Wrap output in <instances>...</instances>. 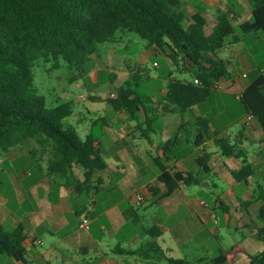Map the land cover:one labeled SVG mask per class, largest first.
I'll return each mask as SVG.
<instances>
[{
    "label": "crops",
    "instance_id": "1",
    "mask_svg": "<svg viewBox=\"0 0 264 264\" xmlns=\"http://www.w3.org/2000/svg\"><path fill=\"white\" fill-rule=\"evenodd\" d=\"M199 1H196L197 6ZM201 1L207 14L212 12L211 7L216 8L215 17L211 19L208 14L207 18L206 33L210 34L217 23V11L223 9L220 6L226 4V1ZM247 11L252 13L251 5H247ZM234 14L236 17L233 19L236 20L243 13L233 12L232 17ZM245 36L244 39H264V33L259 31L246 33ZM244 39L240 37L235 44L227 43L218 52V57L227 61L230 72L229 78L221 79L218 84L223 85L226 90L236 88L240 94L249 85H244L242 78L249 77L256 70L248 57L242 55L240 47L244 44ZM147 50L149 51L138 63L142 64L141 68L136 69L138 72L135 69L123 70L120 78L115 79L119 83L111 78L110 84L115 92L119 86L132 81L136 72L138 79L142 76L148 77L145 66L148 63V54L164 53L168 57L165 51L154 46H148ZM232 54L248 64V70L238 73L237 77L233 76L231 69L232 60L229 57ZM96 55L91 56V60L99 57ZM195 68L189 62V67L184 72L194 71ZM263 68L264 64L258 63L259 73L252 81L262 74ZM89 72L93 73L96 81L99 71L92 69ZM86 75L82 78L85 79ZM170 80L173 79H168L166 87ZM166 87L159 97L142 93L146 103L134 113L112 110L109 103V98L115 94L112 90L103 112L93 108L91 111L87 109V114L91 117L85 116L83 112L77 114L81 125L87 131L85 137L93 132L102 143L105 168L95 170L89 185L83 184L84 171L77 164L65 175L49 173V157L40 153L36 144L17 146L0 153V222L5 229V224L11 226L8 231L20 224L24 226V246L27 250L24 260L19 261L0 255V264H154L152 259L124 253L125 249L136 250L151 240V237H147L143 242L138 234L142 229L148 235V227H139L132 223V220L139 221L143 217V214L133 210V206L137 204L134 197L138 192H142L146 199H152L158 209H164L169 224H163L161 218L155 214V225L159 226L162 233L171 232L175 248L171 244L160 245L158 238L154 240L168 256L185 259V264L199 261L213 264V259L220 252L240 245L246 252L239 253L233 260H227L223 264H251L250 256L260 253L263 247L256 238V231L264 226V220L260 219L261 223H257L253 218H259L264 187L258 188L260 197L253 200L257 192L253 185L255 181L260 185V174H264V131L255 118L249 119L246 116L241 119L242 126L234 140L235 153L231 155V158L236 159L235 163L232 160L235 165L231 173L233 176L235 170L238 171L247 164L250 165L247 171L250 175L242 181L233 176L235 181L245 185L240 197L230 190L219 192L216 179H226L225 173L229 168L226 155L221 152L216 141L226 139L223 136L226 128L215 126L209 113L201 111L197 105L184 113L166 110L167 106L161 100L166 93ZM90 101L96 104L100 98L94 96ZM169 107L173 109V105ZM197 117L209 121V138L200 146L194 145L199 134ZM187 125L191 130L189 135ZM210 133L214 136H210ZM177 134V140L169 145L170 148L164 154L165 143ZM255 143H260V150L255 148ZM195 150L199 154L194 160L187 162V156ZM201 155L208 159L210 171L206 173L213 174L216 178L211 181L212 185L205 183L202 167L196 162ZM159 163L166 165L170 172L192 173L199 182L190 185L182 183L170 196H165L166 187L159 181ZM210 191L214 195L213 205L205 199ZM203 200L207 205L201 204ZM218 210L223 211L221 218L218 217ZM83 213L90 216L89 230L79 227ZM229 232L235 236L233 241L226 244L225 235ZM35 240H41L42 244H35ZM213 240L218 242V248L208 250V243ZM202 250L205 252L200 254ZM123 255L129 256V259ZM158 264H165V261Z\"/></svg>",
    "mask_w": 264,
    "mask_h": 264
},
{
    "label": "trees",
    "instance_id": "2",
    "mask_svg": "<svg viewBox=\"0 0 264 264\" xmlns=\"http://www.w3.org/2000/svg\"><path fill=\"white\" fill-rule=\"evenodd\" d=\"M188 0H0V151L36 144L42 154H47L48 172L65 175L77 164L84 171V185L91 183L95 170L105 168L102 143L90 132L81 138L76 127L65 120L72 115L73 101L49 104L46 96L35 86L34 67L37 62L63 59L70 69L82 77L88 73L91 56L100 52L101 46L117 41V33L131 32L145 40L148 46L165 51L177 66L183 60L196 68L193 78L170 80L161 99L166 110L184 113L199 105L218 87L221 79L229 78L227 61L218 52L227 43L240 40L233 24L232 9H218L217 23L210 34L206 33L208 14L200 0L198 10L187 14ZM194 1V0H193ZM197 1V0H195ZM252 7V20L239 24L242 33L264 31V0H248ZM138 73L116 89L109 98L112 110L137 112L145 105L143 94L138 92ZM74 75L72 80H74ZM172 76V72L169 75ZM195 78L201 84L194 82ZM143 98V99H142ZM239 100L251 118H255L264 131V78L256 77L241 93ZM173 105V109L169 106ZM198 135L194 145L200 146L209 138V121L197 117ZM186 124V123H185ZM183 125V127L185 126ZM178 134L168 140L163 152L170 148ZM216 144L224 154L233 155L235 146L229 139H219ZM207 157L196 160L204 172H209ZM159 181L166 187L165 196L175 192L180 184L199 182L189 172L167 170L158 164ZM250 165L233 172L235 179L246 180ZM259 208V218L264 220V197ZM151 237L136 250L125 249V254H137L152 259L154 264H185V259H175L163 251L156 240L163 233L158 225L148 227ZM256 238L264 242V226L256 231ZM24 226L12 231L0 222V255L24 260L27 252ZM246 252L240 245L222 251L213 264L233 260ZM251 264H264V251L250 256Z\"/></svg>",
    "mask_w": 264,
    "mask_h": 264
},
{
    "label": "rangeland",
    "instance_id": "3",
    "mask_svg": "<svg viewBox=\"0 0 264 264\" xmlns=\"http://www.w3.org/2000/svg\"><path fill=\"white\" fill-rule=\"evenodd\" d=\"M225 1L226 4H222L220 7H223V9H232L233 12H240L241 14L243 13L241 17L236 20H234L236 17V14H234L233 24L236 27V34L244 39V37H246V34L240 31L239 23H241L243 20L252 19V13L247 11V5L249 6L250 3L248 0ZM187 2L188 3L186 9L188 12V16L190 17L191 15H193L194 11L197 10V2L195 0H188ZM232 4H234L233 7L231 6ZM215 9V7H211L212 12L210 14L208 13L209 18L212 19L215 17ZM208 27H210V25ZM259 32L264 33L263 31ZM117 36V41L102 45L99 52V57L97 59L92 58V60H90L87 65L88 70L94 69L99 71L96 81H94L93 73L91 72L86 75L85 79L79 77L78 71L70 69L68 64L63 59L51 60L50 62L40 61L35 64V86L40 93L46 96L49 104L57 105L67 100L73 99V111L75 115L67 118L65 122L74 125L78 130L81 138H85L87 131L86 129H84L83 125H81L79 115L77 114L83 112L85 116H90L89 114H87V109L91 111L93 108H97V110H102L103 112V108L105 104H107V98L110 92L113 90L110 84L111 78L116 81L115 79H119L123 74L120 73L123 70L135 69L134 71L138 72V70L136 69L141 68L142 65L138 64L139 61H141L142 56H144L147 51H149L147 50L148 43L145 40L141 39L135 33L127 32L122 34V32L119 31L117 33ZM240 48L242 49V55H246L250 64L252 66H255L256 68L254 73L250 74L249 77L242 78L244 85L247 86L251 83L254 76L259 73L258 63L259 65L264 64V39L253 40L250 37L245 38L244 44ZM148 55V63L145 64V66L147 67L148 77L146 78V76H142L140 77V79H137L138 92L152 97H159L162 93V90L166 87L168 79H174L175 77L186 79L193 78V71L184 72L189 67L188 62L180 59L178 60V65L175 66L174 64H171V61L164 53H150ZM229 59L232 60L231 69L234 77H237L238 73L248 70V64L244 63L241 58L232 54V57H229ZM171 72L172 77H169ZM74 75L76 76L74 77V80H72V77ZM81 83H83V85H81L82 87L79 85ZM236 90V88L226 90L224 89L223 85L218 84V87L215 90L211 91L204 102L197 105V107L201 111H206L209 113L211 121L213 124H215V126L217 125L221 128H226V132L223 133V136L225 138H228L232 144H234L235 137L241 129V119L248 116L242 102L237 97V94L240 93H238V91ZM113 92H115V90H113L112 93ZM94 96H98L100 98L99 103L93 104L90 101V98ZM186 127L189 128L190 126L187 125ZM189 131H191L190 128L188 132ZM189 134L191 133L189 132L187 135ZM210 136H214V134L210 133ZM252 145L253 143L251 144V146ZM254 146L259 150L261 148L260 143H255ZM220 150L222 153H224L225 151L222 149ZM198 154L199 152L197 150L193 151L187 156V162L194 160L195 156H197ZM225 155L228 164L227 167L229 168V170H227V172L225 173L227 175L226 179H216L213 174H207L203 171V175L204 177H206L204 179L205 183L212 185L211 181L213 179H216V182L219 186V192H226L230 190L234 192L235 195L240 197L245 185L235 181L231 173L234 170V163L236 162V159L234 157L231 158V155ZM232 160L234 161V163H232ZM236 171L237 170H235L234 172ZM259 180L260 185H258V181H255L253 185L257 190L255 195L256 198H254L253 200H256L258 197H260L258 188H260V186L264 187V174H260ZM138 193L144 196L142 192ZM205 199L210 204H214V195L211 194V191L210 193H207L205 195ZM261 202L263 203V200H261ZM133 210L140 213L141 215L143 214L141 220H132V223L139 227L145 226L150 228L152 226H155L157 220L155 214H157L161 218L160 220L163 222V224H169L168 218L165 216L164 209H158L157 204L154 203L152 199L145 198L144 202H142L141 204H135V206H133ZM218 213V217L221 218V216L223 215V211L218 210ZM253 219L257 223H261L260 218L254 216ZM5 226L6 230H11V226L9 224H5ZM221 226L223 229V220ZM138 234L143 242L145 239H147V237H150L149 235H146L142 231V229H140ZM233 236H235L234 233H227L225 235L224 242L227 244V242H230L231 240L233 241ZM158 243L163 246H165L166 244H171L173 248H175V241L171 232L163 233V235L158 237ZM217 244L218 242L215 240H213L211 243H208V245L210 246L208 250H212L214 248L217 249ZM260 244V246L263 245L261 250L262 252L264 251V244L261 241ZM203 252L205 251H200V254H202ZM173 253H175V249ZM204 254L206 255L207 253ZM123 256L124 258L129 259V256ZM189 264L204 263H201V261H199L191 262Z\"/></svg>",
    "mask_w": 264,
    "mask_h": 264
},
{
    "label": "built area",
    "instance_id": "4",
    "mask_svg": "<svg viewBox=\"0 0 264 264\" xmlns=\"http://www.w3.org/2000/svg\"><path fill=\"white\" fill-rule=\"evenodd\" d=\"M261 73H262V76L264 78V68L262 69ZM194 82L196 84H201V80L199 78H195L194 79ZM240 95L241 94H238L237 97L240 98ZM248 118L251 119V116L248 115ZM144 200H145L144 196L142 194H139V193L136 194L135 197H134V202L137 203V204H141L142 202H144ZM201 204L202 205H207V203L204 200L201 201ZM90 224H91V219H90L89 214L88 213L81 214V216H80V223H79L80 229L89 230L90 229ZM33 242L35 244H37V245L42 244V241L41 240H35Z\"/></svg>",
    "mask_w": 264,
    "mask_h": 264
}]
</instances>
